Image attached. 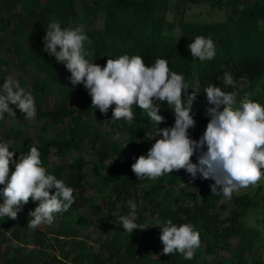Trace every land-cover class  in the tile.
Returning a JSON list of instances; mask_svg holds the SVG:
<instances>
[{
	"label": "trees",
	"instance_id": "obj_1",
	"mask_svg": "<svg viewBox=\"0 0 264 264\" xmlns=\"http://www.w3.org/2000/svg\"><path fill=\"white\" fill-rule=\"evenodd\" d=\"M168 0H0V51L13 56L16 69L24 71L31 68L34 77L29 89L35 97V119L41 121L40 132L46 134L50 129V137L37 136L20 137L19 134L5 133L0 141H7L9 151H14L13 159L20 154H26L31 147H37L41 152V161L49 174L61 179L67 186L75 189V203L63 213L54 214V229L51 248L58 241V236L74 235L76 232L70 224L83 228L86 219L76 212L87 203L84 181V167L90 164L95 178L97 191L103 193L108 189L106 198L114 206V220L111 235L103 240L104 252L98 255L88 254L84 245L80 246L79 255L91 264H145L148 243L154 241L160 256L147 264H259L248 262L247 256L259 242L257 232L245 226L242 219L249 211L259 206L256 188L253 195L247 193L233 194L230 208L220 203L223 195L212 194L211 179H203L197 174L196 178L182 176L184 169L173 170L155 181L143 178L146 186H138L140 179L131 169L136 159L125 154V149L113 142L108 135H103L101 128L108 122L112 128L123 134L130 142L129 151L139 149L136 144L143 139L145 132L152 122L147 112L135 105L134 122L124 119L113 120V104L107 114H102L98 108H93L94 117L84 116L77 109L69 107L62 98L56 99L50 109H44L46 98L55 95H74L82 101H89L90 95L82 84L73 86L70 83V72L63 63H58L55 57L43 50V37L49 23L53 20L60 22L62 28H74L80 21L88 22L89 17L102 16L99 28L88 29L84 33L92 43L84 42L86 51L94 53L95 63L105 66L107 59H115L119 55H140L146 66L154 64L155 59L165 58L171 71L183 74L189 83V94H196L193 102V118L195 127L190 129L192 139H199L203 134L209 117L205 115L207 105L204 90L209 82L220 86L226 92H235L237 101L245 94H253L260 81L264 78V0H179L178 8L188 5H207L212 9L227 10L224 19L217 22H174V15L169 21L165 15L173 13ZM161 12L160 16L157 13ZM177 29V34L174 30ZM201 35L214 41L216 55L211 61H200L193 58L188 45L196 36ZM24 40L26 44L24 45ZM11 43V46L7 45ZM59 50V49H58ZM6 65V62H0ZM225 70L233 73L234 86L225 87L222 77ZM244 81V86L239 81ZM23 87L24 82L19 81ZM186 96L182 94V100ZM251 100L264 106V86L253 94ZM159 115L165 120L160 127H171L174 124L172 106L160 102ZM8 114H5V118ZM16 117L23 118L22 113L16 112ZM5 118L0 120L3 128ZM58 128V129H55ZM152 142V140H148ZM89 149L88 156L84 157ZM74 157L71 159V156ZM52 156L59 164H49ZM193 156L196 157L194 154ZM111 157L118 160V168L123 172L115 173L113 164L108 162ZM67 159L66 161H64ZM14 168L10 164V172ZM106 173H103L104 171ZM264 172V169H261ZM179 182L187 187L180 188ZM4 185H0L2 189ZM55 190H49L52 194ZM199 193L202 197L199 198ZM132 200L137 205V223L142 224L138 209L146 208L148 216L153 218L156 228L154 232L145 229L133 230L131 234L124 231L120 216L127 215V202ZM38 201L29 198L22 205L18 216L22 222L29 221ZM97 210V204L91 206ZM226 211L225 214L223 212ZM171 219L180 225L191 222L194 230L199 231L202 253L214 256L219 251L229 250L230 241L237 239L231 255L225 260L210 262L185 260L179 253L162 254L163 244L160 241V225ZM21 222V224H22ZM264 230V211L260 219ZM0 221V231L11 228L13 238L26 228L22 225ZM21 225V226H20ZM43 236L35 232L32 239ZM44 241V240H43ZM42 243H38L40 247ZM39 251V249H38ZM37 251V253H38ZM4 264H60L55 257L46 256L34 261L29 254L22 255L18 246L10 254L5 253Z\"/></svg>",
	"mask_w": 264,
	"mask_h": 264
},
{
	"label": "clouds",
	"instance_id": "obj_2",
	"mask_svg": "<svg viewBox=\"0 0 264 264\" xmlns=\"http://www.w3.org/2000/svg\"><path fill=\"white\" fill-rule=\"evenodd\" d=\"M92 41L84 33L83 26L62 28L57 20L48 24L43 37V50L63 63L70 72V83L82 84L91 97L93 108L102 114L112 109L113 120L134 122V105L146 111L152 122L143 139L153 140L147 154L136 158L131 165L137 179L157 178L184 169L193 178L197 174L203 179L214 181L210 185L212 194L231 200L234 193L256 186L264 178V106L247 97L237 101V94L226 92L209 82L205 88L207 105L205 115L209 117L206 128L199 139H192L190 129L195 127L193 102L195 93H188L189 83L183 74L170 70L165 58L155 59L146 66L140 55L117 56L107 59L105 66L95 63L94 53L86 51L84 42ZM193 58L211 61L216 55L214 41L198 35L188 46ZM59 49V50H58ZM225 87L234 86L233 73L225 70L222 77ZM182 94L186 99L182 100ZM155 101L167 102L172 106L174 124L160 127L165 118L159 115L160 105ZM33 119L36 103L30 89L22 87L16 79L8 76L0 84V120L5 114L16 117L13 107ZM7 141H0V218L16 220L23 204L29 198L38 201L29 227L41 224L51 226L56 213H63L75 203L73 187L53 174H49L41 161V152L31 147L26 154L13 159ZM196 155V163L192 162ZM10 164L14 170L10 172ZM180 188L187 187L179 182ZM55 191L50 194L49 190ZM129 212L120 216L124 231L131 234L136 229H146L137 223V205L127 202ZM162 254L179 253L185 260H192L195 249L200 246V233L191 222L177 225L171 219L160 225Z\"/></svg>",
	"mask_w": 264,
	"mask_h": 264
},
{
	"label": "rangeland",
	"instance_id": "obj_3",
	"mask_svg": "<svg viewBox=\"0 0 264 264\" xmlns=\"http://www.w3.org/2000/svg\"><path fill=\"white\" fill-rule=\"evenodd\" d=\"M170 9L173 13H168L165 15L166 20L172 19L171 15H174V22L177 23L178 19L182 22H195V23H202V22H217L222 21L224 16L227 12L224 8L212 9L207 5L198 4V5H188L185 8H178L179 0H168ZM161 12L157 13V16H160ZM89 21L86 23L84 21H80L78 23L79 26H86L88 29L99 28L102 22V16L97 15L94 17H89ZM178 30H174V34H177ZM24 45L26 44V40H24ZM8 46H11L10 42H7ZM6 62V65L0 63V84L4 82V79L8 76L16 79L17 81L22 80L24 82L23 87L29 89L31 81L34 77V71L31 68H26L24 71H18L16 69V62L15 58L4 51H0V62ZM246 83L244 81H239V85L242 87ZM264 86V78L260 81L256 90H254L253 94L259 92V87ZM253 94H245L244 97L251 99ZM243 97V98H244ZM62 98L65 103L71 107L77 109L81 114L84 116H89L91 118L94 117V111L92 109L91 104V97L89 101H82L76 98L74 95L68 94L65 96H52L48 97L45 100L44 109H50L52 107L53 102L58 99ZM156 103H160V101H155ZM13 107L15 112H19V109H16L15 106ZM24 116V114H22ZM41 121L36 120L35 117L31 120L26 118L20 117H12L7 115L5 118L4 126L0 129V136L4 135L5 133L11 134H19L20 137H30L33 140L37 136H42L44 138L50 137L53 135V130L50 129L46 134H41L40 132ZM58 129V128H55ZM101 132L103 135H108L113 142L121 145L125 149V154L132 158L136 159L140 155L147 154V150L151 147L152 142L148 140H139L136 144L139 146V149L131 152L129 151L130 142L127 141L126 137L116 131L114 128L110 126L107 122L105 126L101 128ZM89 149L85 151L84 157L86 159L89 158L88 156ZM74 155L71 156V159ZM192 162L196 163V157L193 156ZM65 159L64 161H66ZM110 161L113 166L116 167L114 169L115 173H121L123 170L118 168V160L115 157H111L108 162ZM49 164H59L55 158L49 156ZM84 172L86 174V178L84 181V188H85V196L87 198V203L80 208L76 214L86 219V225L81 228L76 224L71 223L70 227L76 233L72 236L70 234L58 236V241L56 244L53 245L51 248L50 243H52V236H53V229L54 223L49 226L47 224H41L35 229H32L28 225V219H22L20 216L16 220H12L10 218H0L2 220L7 221L8 223L19 225L23 223H27L26 228L21 232L18 237L15 239L11 233V228L2 229L0 231V264H4L5 260V253L10 254L15 248L18 246V249L21 250L22 255L29 254L31 259L34 261L42 259L46 256H53L60 264H91L85 259L81 258L79 255L80 246L84 245L87 249L88 254L91 255H98L99 253L104 252V248L102 247V242L105 238L109 237L112 232V222L114 220V206L110 203L111 199L106 198L109 193L108 189L101 194L97 191V185L95 183V178L91 172L90 164L85 165ZM105 170L103 173H106ZM184 178L192 177L188 174L185 170L182 173ZM185 184V183H184ZM186 185V184H185ZM139 188L146 186L144 179L140 178ZM258 187L259 193V206L251 209L247 215V217L242 219V222L245 226L250 229H254L257 232V236L259 238V242L256 246L251 250L250 254H248L247 259L248 262L255 261L259 264H264V230L260 225V219L263 217L264 211V178L256 186H250L247 189H242L239 193H247L253 195L256 188ZM238 193V194H239ZM237 194V193H234ZM199 198L202 197V194L199 193ZM0 202H2V197H0ZM220 203L226 205V208H230V200L225 199L224 197L221 198ZM92 204H97V210H94L91 206ZM226 211L223 212L225 214ZM139 217L146 227V231L154 232L156 228V224L153 218L148 216L146 208H139L138 209ZM21 224V225H22ZM20 225V226H21ZM37 232L41 236H43V240L41 241L42 237L37 238L38 243H42L40 247H38V243L33 241L32 237L34 233ZM237 243V239H232L230 241L229 250L227 251H219L214 256H207L202 253V246L195 249V255L192 261L194 262H210L212 260H225L230 257L232 249ZM39 249V251H38ZM38 251V253H37ZM146 260H144L145 264H147L151 260H155L160 256V252L155 247L154 241L148 243L146 249Z\"/></svg>",
	"mask_w": 264,
	"mask_h": 264
}]
</instances>
